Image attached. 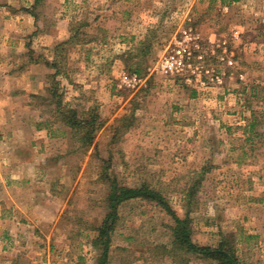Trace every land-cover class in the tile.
Wrapping results in <instances>:
<instances>
[{
	"label": "rangeland",
	"instance_id": "374dc122",
	"mask_svg": "<svg viewBox=\"0 0 264 264\" xmlns=\"http://www.w3.org/2000/svg\"><path fill=\"white\" fill-rule=\"evenodd\" d=\"M8 1L21 12L22 0H0ZM35 12L37 28L15 70L4 61L0 96L22 90L38 63L43 90L27 96L30 111L21 106L26 94L10 106L22 121L0 124L47 131L22 158L36 163L60 215L19 241L0 231V264H97L94 228L108 211L109 175L161 188L182 217L200 181L189 213L194 242L217 245L229 234L243 264H264V0H43ZM77 28V43L57 49ZM50 32L69 37L52 46L34 38ZM143 40L151 43L147 56L129 60L126 52L137 54ZM54 59L64 101L80 113L96 105L104 121L89 147L59 122L46 127L52 99L39 96L49 95ZM138 61L142 75L130 67ZM173 224L154 202L123 203L109 264H184L182 252L164 247ZM186 256V264H216Z\"/></svg>",
	"mask_w": 264,
	"mask_h": 264
},
{
	"label": "crops",
	"instance_id": "0c3cea01",
	"mask_svg": "<svg viewBox=\"0 0 264 264\" xmlns=\"http://www.w3.org/2000/svg\"><path fill=\"white\" fill-rule=\"evenodd\" d=\"M34 2L35 0L20 1L16 7H20L21 12L16 13L7 7L14 9L17 4L11 1L0 2V72L7 58L8 71L15 70L24 53L27 33L37 28L36 16L30 12ZM34 36L37 39H47L48 46L69 37L65 32L64 34L50 32L43 35L39 33ZM29 68L26 72L32 74L28 76L29 79L22 86V90L14 91L6 98L0 96V123L4 120L7 124L22 121L20 113L10 106L17 104L26 94L21 106L30 111L32 105L26 100L27 96L42 92L43 78L39 73L41 64H32ZM9 72L4 74H10ZM3 108H7L5 114ZM29 117L24 119L30 120ZM46 132L38 128L30 131L18 127L8 128L0 124V231L14 236L16 241L21 240L22 234H26L29 227H39L44 224L54 226L60 215L58 199L39 184L43 179L40 172H36V163L26 159V156L22 158V153L35 149V137L47 136ZM23 136L25 139H21ZM17 247L19 246H14V249Z\"/></svg>",
	"mask_w": 264,
	"mask_h": 264
},
{
	"label": "trees",
	"instance_id": "16d2710c",
	"mask_svg": "<svg viewBox=\"0 0 264 264\" xmlns=\"http://www.w3.org/2000/svg\"><path fill=\"white\" fill-rule=\"evenodd\" d=\"M42 1L43 0H35L30 10L33 15L37 16L35 9L41 4ZM77 29H75L76 31L74 34H72L67 40L60 42L57 46V49L69 43H77L76 40L80 34L79 29ZM150 44V41L143 40L137 54H134L132 50L126 52L128 59L133 60L139 56L145 58L151 49ZM56 59H54L53 62H49L53 67L56 68L55 72L50 74L49 77L52 78V83L47 86L46 89L49 95L39 96L43 99H52L51 103L53 107V120H51V122L47 120L45 122L46 127L50 129V124H52V122H59L65 127V129H70L74 137L78 138L79 141L82 142V145L89 147L93 143L96 133L103 127L104 121L102 120L98 111V106H91L87 110H84L80 113L77 108L70 106L68 102L64 101L63 94L59 91V81L55 80L58 75L64 72L57 65ZM141 64L142 61H138L136 63L132 62L130 64L132 72L142 75L143 68ZM35 95L36 94H33L32 96L35 97ZM257 124L258 118L255 116L251 123H249L248 127L249 129L253 130L256 128ZM256 135H258V133ZM247 139H250V136ZM109 179L110 189L106 197V206L108 211L101 225L94 228L96 231L94 245H96L100 250L99 256L97 258V264H109L111 243L119 218L120 206L123 203L134 199H146L148 201L154 202L155 205L160 206L173 217L174 224L171 226V247H164L165 249H168V252H182L183 255H185L183 259L185 260L184 264H186V260L188 261L186 256L188 254L204 259H210L216 264H243L236 254L234 241L229 238V234H222L221 240L217 245H206L194 242L192 237V220L189 216V213L192 212L195 207H192L191 205H194L193 203L197 204L199 201L197 197V184L200 185V181L189 190L186 215L182 217L179 216L172 208L167 196L161 188H158L145 181L131 186L120 183L117 178L111 177L110 175Z\"/></svg>",
	"mask_w": 264,
	"mask_h": 264
},
{
	"label": "built area",
	"instance_id": "2783aa9c",
	"mask_svg": "<svg viewBox=\"0 0 264 264\" xmlns=\"http://www.w3.org/2000/svg\"><path fill=\"white\" fill-rule=\"evenodd\" d=\"M164 66H172V62H171V59L170 58H166L165 59V62H164ZM131 80L133 81H140L141 79L137 76V75H134Z\"/></svg>",
	"mask_w": 264,
	"mask_h": 264
}]
</instances>
